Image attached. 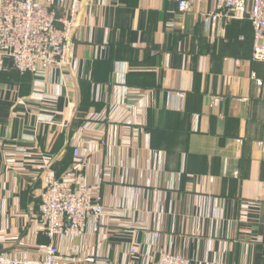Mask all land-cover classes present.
Returning a JSON list of instances; mask_svg holds the SVG:
<instances>
[{"label":"crops","instance_id":"obj_1","mask_svg":"<svg viewBox=\"0 0 264 264\" xmlns=\"http://www.w3.org/2000/svg\"><path fill=\"white\" fill-rule=\"evenodd\" d=\"M179 1L84 6L71 39L76 69L41 77L46 105L30 98L33 77L4 61L0 254L34 256L48 243L36 229L44 158L52 157L57 175L72 169L71 145L83 134L100 141L89 148L84 175L93 184L107 169L103 205L124 214L126 225L56 239L61 254L144 264L146 255L165 251L190 264H264V86L250 79L255 73L264 82V62L251 59L247 21L220 19L207 30L213 2L185 0L190 10L180 14ZM126 90L140 94L136 131L121 124L136 123L133 109L121 118ZM168 92L185 94L173 102L177 109L166 105ZM43 112L53 114L50 125L37 120ZM134 225L159 239L128 233ZM134 242L140 255L125 263Z\"/></svg>","mask_w":264,"mask_h":264},{"label":"built area","instance_id":"obj_2","mask_svg":"<svg viewBox=\"0 0 264 264\" xmlns=\"http://www.w3.org/2000/svg\"><path fill=\"white\" fill-rule=\"evenodd\" d=\"M101 0H0V72L5 68V60L12 63V68L20 75L33 77L31 100L46 105L49 96L45 92L41 77L56 69L72 72L77 62L72 55V35L77 27L80 12L84 6H92ZM214 11L205 17V28L208 30L217 20L230 22L245 20L252 31L253 62H264V0H211ZM188 1L178 2L180 14L190 10ZM250 79L256 88L264 86L255 73ZM138 91L126 90L122 99L125 108L122 116L133 109L136 123L128 120L121 122L132 127L133 131L142 128L138 119L142 117L141 108L134 105L139 99ZM183 92H168L166 105L177 109L173 102H181ZM51 101V100H50ZM134 102V105H133ZM174 106V107H173ZM125 112V113H123ZM119 118V117H118ZM120 118V119H121ZM40 123L50 125L53 114L45 112L37 115ZM116 122L118 121V119ZM87 126V125H86ZM85 127L83 128V130ZM96 141V140H95ZM100 141H92L83 134L71 145L72 169L57 175L50 167L52 157L44 158L41 175L42 190L39 194L36 229L48 240L45 245H38L34 256L17 257L9 253L0 254V264H107L100 254L76 257L73 254H61L55 240L66 241L86 236L88 231L98 233L103 224L106 227H125L124 214L108 210L102 202L101 186L109 178V173L102 170L95 182L87 181L84 171L91 157L90 147ZM7 162L12 163L10 152L5 154ZM12 160V161H11ZM130 234L136 230L150 233L153 239H159L157 231H150L145 225L131 226ZM134 229V230H133ZM5 242V239H0ZM140 255V247L135 242L130 244L125 263L131 262ZM144 264H190L189 260L179 255L162 251L157 259L146 255Z\"/></svg>","mask_w":264,"mask_h":264}]
</instances>
